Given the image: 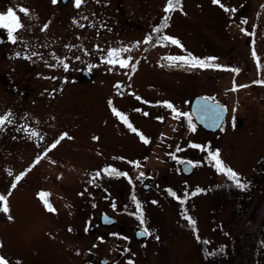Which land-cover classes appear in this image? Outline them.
<instances>
[{
    "label": "rangeland",
    "instance_id": "1",
    "mask_svg": "<svg viewBox=\"0 0 264 264\" xmlns=\"http://www.w3.org/2000/svg\"><path fill=\"white\" fill-rule=\"evenodd\" d=\"M0 3V13L18 5L29 13H17L24 29L16 43L0 30V264H99L118 253L117 264H199L201 237L212 244L236 237L242 221L230 228L228 211L214 209L210 194L212 182L226 176L207 151L189 146L218 150L241 178L264 155V0H180L170 14L167 0H82L79 8L74 0ZM166 15L163 34L182 47L155 39L148 47L144 41ZM112 50L127 68L104 62ZM172 56L215 58L228 70L170 66ZM196 95L226 105L217 132L193 118L192 131L162 106L189 113ZM181 160L197 165L192 174L181 172ZM109 167L127 177L105 175ZM147 170L152 184L144 189ZM102 213L115 224L101 225ZM145 227L152 235L137 239L134 231Z\"/></svg>",
    "mask_w": 264,
    "mask_h": 264
},
{
    "label": "snow or ice",
    "instance_id": "2",
    "mask_svg": "<svg viewBox=\"0 0 264 264\" xmlns=\"http://www.w3.org/2000/svg\"><path fill=\"white\" fill-rule=\"evenodd\" d=\"M53 2L56 3L57 0H53ZM74 2H75V6L77 8H79L81 3H82V0H74ZM214 3H219V0H214ZM179 8H180V0H167V7L164 9V11L166 14H170V13L178 10ZM225 11H228V9H225ZM18 12L24 14L25 16H27L29 14L28 10L24 9L23 7H20L19 9L10 8L7 10L6 13H0V30L5 31L6 35L8 36L9 42H12V43L17 42V34L24 29V25L21 22L20 16L17 14ZM167 20H168V16L166 15L164 17V27L154 28L153 33L150 34L146 38V40L144 41L146 44L152 43L153 39H155V41L158 45L161 44V42H167L173 46L182 47L180 45V42L177 39L163 34L164 28H166V26H167ZM120 55L121 54L117 50H112L108 53V56L105 58L104 62L108 63L109 65H116L118 63L119 67L127 68L128 67L127 62L125 60H123L122 58H120ZM53 58L56 59L55 56H53ZM166 59H168V61L170 62V66L173 63H180L186 67H191V68H201V69L214 68L215 70H228V69H224V68H221L220 66L216 65L214 63L215 58H209L207 60H204V59H199V58L190 57V56H172V57H167ZM58 62L65 68V70H67L68 66L63 60H59ZM89 67L91 68L92 66H89ZM234 71H238V70H234ZM258 83H260L261 86H264V81H259ZM117 87H119V86L117 85ZM233 90H235V89H233ZM137 99H140V98L137 97ZM162 106L166 107L167 109H169L172 112L173 119H179L183 116L184 119H186L188 124L191 126L192 131H195L196 126L192 122V115L191 114L179 112L169 102H163ZM113 111L115 112V115L117 117H119V119L122 122H124L129 129H131L133 132L136 131L135 128H133L132 125L130 123H128V120L125 116L121 115L120 112L115 111V109H113ZM197 111L203 113V115L201 116V119H203L204 116H207L211 119L212 123L216 127L221 126L218 123V121L222 120L223 113L225 110L219 104L212 103L208 99H205L203 102L198 104ZM144 115H148V113H144ZM140 139L145 144L150 143V141L148 139L144 138L142 135L140 136ZM189 147H191V148H198L199 147L201 151H207L209 161L214 164V167L216 168V170L219 174H223L227 177L231 187H234L235 189H237L238 191H241V192L248 190L250 185L243 182L238 173H236L231 168H228L222 162V160L219 158V151L218 150L215 152H212L205 147L198 146L195 144H191ZM177 151H181V149L177 148ZM173 158H175V157H173ZM179 163L184 164L186 166V168H191V167L197 166L192 161L181 160V161H179ZM134 166L139 168L140 164L135 163ZM102 171L105 175H109V176L127 177V173H122L119 170H117L115 168H111V167L104 169ZM100 175H101V173L97 172L96 175L91 178V182L94 183V181L97 178H99ZM143 176H144V173L141 172L140 177H143ZM200 191H202V190L198 189L197 193H199ZM197 193H193V195H195ZM169 194L173 198L177 199L180 203L186 202L185 200H183L179 196H177V194L174 192L169 191ZM187 195H188V193H184V196H187ZM133 199H135V198H133ZM153 203H156V202L153 201ZM136 211L138 213L137 219H138L139 223L141 225H144L145 220H144V216H143V210H142V207L139 204V202L136 203ZM184 219L187 220L188 223L190 225H192L194 228L195 222L192 220L191 217H189L185 214ZM104 222L105 223H112L111 219L108 217H104ZM139 235L141 237H150L152 235V233L150 232L149 229H147L145 227L144 230L139 233ZM157 239H159V238L157 237ZM209 255H216V253H209ZM128 264H133V262L128 261Z\"/></svg>",
    "mask_w": 264,
    "mask_h": 264
},
{
    "label": "trees",
    "instance_id": "3",
    "mask_svg": "<svg viewBox=\"0 0 264 264\" xmlns=\"http://www.w3.org/2000/svg\"><path fill=\"white\" fill-rule=\"evenodd\" d=\"M163 24L164 20L159 26ZM153 44L154 39L148 47ZM262 125L264 131V119ZM241 179L250 185L247 191L231 187L227 177L210 185L214 209L228 211L230 228L240 221L242 224L236 237L221 244L209 243L201 237L197 241L199 264H264V155L256 162L254 174Z\"/></svg>",
    "mask_w": 264,
    "mask_h": 264
},
{
    "label": "water",
    "instance_id": "4",
    "mask_svg": "<svg viewBox=\"0 0 264 264\" xmlns=\"http://www.w3.org/2000/svg\"><path fill=\"white\" fill-rule=\"evenodd\" d=\"M2 38L0 36V43H2ZM86 76L90 77L89 73L86 71L85 72ZM205 99H208L210 102L212 103H215V104H219L225 111L223 113V118L222 120L218 121V123L221 125L220 127H216L211 119L207 116H204L203 119H201V116L203 115V113L197 111V107H198V104L203 102ZM189 113L192 115V118L193 120L195 121L196 124H198L203 130L207 131V132H211V133H215L217 132L221 127L222 125L224 124L225 120H226V117H227V114H228V110H227V107L224 103L218 101V100H214L212 98H210L209 96H206V95H196L190 102V106H189ZM241 125V119H237V122H236V126H240ZM171 160V156H169L168 158V161ZM194 170V167H191V168H186V166L184 164L181 165V172L184 174V175H190L192 174ZM151 184V181H148L146 184H144L142 187L144 189H148L149 186ZM104 217H108L111 219L112 223H105L104 222ZM99 221H100V224L103 225V226H112L115 224L116 220L114 217H112L110 214H107V213H102L100 215V218H99ZM94 229V226H90L89 227V231H93ZM144 229H136L134 231V236L137 238V239H143V238H146V237H141L139 235V233L141 231H143ZM117 248L120 250V251H123L125 249L124 246H117ZM120 256H121V253H118V255L116 256V258L112 261H109L107 258H100L99 259V264H117L118 260L120 259ZM87 264H93L92 261H89Z\"/></svg>",
    "mask_w": 264,
    "mask_h": 264
},
{
    "label": "flooded vegetation",
    "instance_id": "5",
    "mask_svg": "<svg viewBox=\"0 0 264 264\" xmlns=\"http://www.w3.org/2000/svg\"><path fill=\"white\" fill-rule=\"evenodd\" d=\"M4 1H6V4L7 5H9V3H10V1L11 0H4ZM57 1H59V3L58 4H61L62 6L64 5H67V4H70L71 6H72V0H57ZM0 5L2 6V3H0ZM16 9H19L20 8V6L18 5V6H16L15 7ZM0 36H1V38H2V43H0V44H3L4 42H5V38L2 36V33H1V31H0ZM84 75H86L85 73H84ZM88 77V76H87ZM88 78H90V77H88ZM69 81H72V79H69ZM70 83V82H69ZM72 83V82H71ZM169 158V157H168ZM171 159H172V156H171ZM181 165L182 164H180V167H181ZM147 179H148V181H151V184H152V177H150V170H147ZM151 184H150V186H151ZM144 185V184H143ZM142 185V186H143ZM149 186V187H150ZM109 254H110V256H112L113 255V253L112 252H110L109 251ZM109 260V259H108ZM114 260V259H113ZM91 261V260H90ZM109 261H112V260H109ZM119 261V260H118ZM92 263L94 264V262L92 261ZM118 263V262H117Z\"/></svg>",
    "mask_w": 264,
    "mask_h": 264
}]
</instances>
